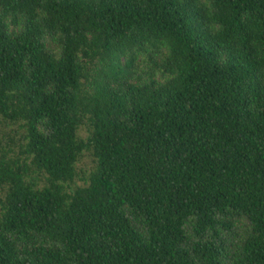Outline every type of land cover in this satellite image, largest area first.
<instances>
[{
  "label": "trees",
  "instance_id": "1",
  "mask_svg": "<svg viewBox=\"0 0 264 264\" xmlns=\"http://www.w3.org/2000/svg\"><path fill=\"white\" fill-rule=\"evenodd\" d=\"M261 21L264 0H0V264H264Z\"/></svg>",
  "mask_w": 264,
  "mask_h": 264
},
{
  "label": "rangeland",
  "instance_id": "2",
  "mask_svg": "<svg viewBox=\"0 0 264 264\" xmlns=\"http://www.w3.org/2000/svg\"><path fill=\"white\" fill-rule=\"evenodd\" d=\"M7 21H8V25L10 26V30L12 32L18 33L22 30L23 28L22 26L16 29H13L10 25V20H7ZM48 48L57 53L60 51V46L56 42H49ZM138 63L143 67V70L150 66L146 63V60L143 56L138 57ZM20 133H21V130L18 127L2 128L0 131V136L11 135L14 138H16V140H18L17 137L19 136ZM80 135L83 138L87 137L86 131H81ZM95 167H96V161L90 153L85 154L81 158L80 162L77 164V173L79 174V177L76 179V183L78 186H84L85 180L88 178L89 174L95 169ZM3 197H4V193L0 194V198H3ZM244 225H245L244 223H240L239 225H237L239 229V233L241 235L243 234L245 230L243 229L245 227Z\"/></svg>",
  "mask_w": 264,
  "mask_h": 264
},
{
  "label": "snow or ice",
  "instance_id": "3",
  "mask_svg": "<svg viewBox=\"0 0 264 264\" xmlns=\"http://www.w3.org/2000/svg\"><path fill=\"white\" fill-rule=\"evenodd\" d=\"M261 27L264 28V21H261Z\"/></svg>",
  "mask_w": 264,
  "mask_h": 264
}]
</instances>
